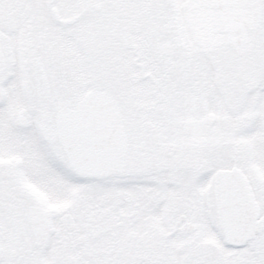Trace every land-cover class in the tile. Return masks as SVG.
Listing matches in <instances>:
<instances>
[{
	"label": "flooded vegetation",
	"instance_id": "1",
	"mask_svg": "<svg viewBox=\"0 0 264 264\" xmlns=\"http://www.w3.org/2000/svg\"><path fill=\"white\" fill-rule=\"evenodd\" d=\"M254 2L0 0V264H264Z\"/></svg>",
	"mask_w": 264,
	"mask_h": 264
},
{
	"label": "water",
	"instance_id": "2",
	"mask_svg": "<svg viewBox=\"0 0 264 264\" xmlns=\"http://www.w3.org/2000/svg\"><path fill=\"white\" fill-rule=\"evenodd\" d=\"M220 16L224 29L232 37H238L251 22L256 20L254 12H258V3L250 0L251 16H242L246 12V2H237L236 0H217Z\"/></svg>",
	"mask_w": 264,
	"mask_h": 264
}]
</instances>
